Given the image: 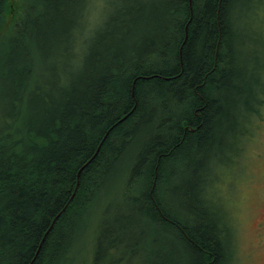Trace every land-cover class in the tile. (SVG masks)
Masks as SVG:
<instances>
[{"label": "trees", "instance_id": "obj_1", "mask_svg": "<svg viewBox=\"0 0 264 264\" xmlns=\"http://www.w3.org/2000/svg\"><path fill=\"white\" fill-rule=\"evenodd\" d=\"M107 2L0 0V264H121L152 231V264H229L207 160L264 100L232 43L240 0ZM106 191L124 203L98 218Z\"/></svg>", "mask_w": 264, "mask_h": 264}, {"label": "rangeland", "instance_id": "obj_2", "mask_svg": "<svg viewBox=\"0 0 264 264\" xmlns=\"http://www.w3.org/2000/svg\"><path fill=\"white\" fill-rule=\"evenodd\" d=\"M109 1L113 2L107 3L138 10L139 1L147 0ZM107 3L101 5L100 9L92 11L88 34L97 28L112 10L113 6ZM239 6L240 17L234 20V26L238 31L235 32L232 43L238 54L237 59L243 61V65L240 66L246 69L245 78L253 82L256 81L254 79L256 77L251 72H260L264 67V0H240ZM242 124L244 133L236 140L226 139L224 145L217 148L216 156L218 155L220 159L209 156L205 179L208 178L206 185L211 189L214 207L224 220L226 219L230 228L229 242L232 241L233 255L229 264H264V100L260 105L257 104V110L252 112L251 116L244 118ZM140 126L144 127V123ZM126 147L127 145L123 146L121 160L115 162L113 172L121 166L123 155L127 153ZM178 179L179 177H174L172 181ZM112 195L115 196V193L112 192ZM112 195L109 196L106 191L105 196H101L104 200H101V204L96 208L98 218H105L107 214L112 215L116 212V207L124 203L123 196L118 193L115 197ZM164 202L168 205L165 200ZM124 210L125 207L119 208V213ZM95 219L90 211L74 236V247H81L79 251L81 254L77 256L83 255V249L92 248L91 241L86 239L91 240L87 234H91L94 229ZM150 239L151 242H147L144 252L125 258L121 264H152L151 256L146 251L151 247L158 249L159 243L153 242L152 236ZM141 248L144 249V246ZM86 258H90L89 253ZM72 263L82 264L78 260H73Z\"/></svg>", "mask_w": 264, "mask_h": 264}, {"label": "bare ground", "instance_id": "obj_3", "mask_svg": "<svg viewBox=\"0 0 264 264\" xmlns=\"http://www.w3.org/2000/svg\"><path fill=\"white\" fill-rule=\"evenodd\" d=\"M92 7H90L91 8V13H92V11H94L96 8H97V6H96V4H92L91 5ZM89 22V21H88ZM90 23V22H89ZM128 145V144H127ZM211 172H210V174H212V172H213V169H211L210 170ZM173 176V175H172ZM114 178V177H113ZM112 178V179H113ZM115 182H117V179L116 178H114L113 179ZM113 181V182H114ZM118 181H119V179H118ZM178 182V181H177ZM174 184V183H173ZM102 195H104L105 196V192H102V194H101V196ZM100 196V198H101V200H104V199H102V197ZM160 197H161V199L164 201V199H165V197H166V193H163V192H161L160 193ZM147 228V227H146ZM147 230H149V228H147ZM145 232H147L146 230H145ZM134 233L138 236V235H140L141 234V232L140 231H138L137 229L136 230H134ZM151 236L153 237V231H152V234H151ZM75 248V247H74ZM152 248V247H151ZM88 254V252L86 253V251H85V249L83 250V255L84 256H86ZM99 264H104V261H102L101 263H99Z\"/></svg>", "mask_w": 264, "mask_h": 264}]
</instances>
